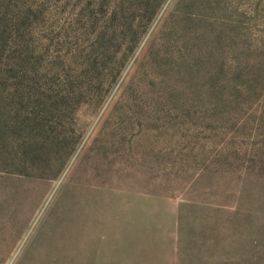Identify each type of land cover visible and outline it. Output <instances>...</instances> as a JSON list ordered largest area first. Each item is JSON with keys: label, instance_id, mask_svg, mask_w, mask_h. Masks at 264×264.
Here are the masks:
<instances>
[{"label": "rangeland", "instance_id": "1", "mask_svg": "<svg viewBox=\"0 0 264 264\" xmlns=\"http://www.w3.org/2000/svg\"><path fill=\"white\" fill-rule=\"evenodd\" d=\"M0 264H264V0H0Z\"/></svg>", "mask_w": 264, "mask_h": 264}]
</instances>
